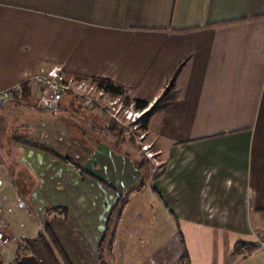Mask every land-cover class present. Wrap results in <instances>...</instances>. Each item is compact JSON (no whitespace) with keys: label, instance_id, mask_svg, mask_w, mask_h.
<instances>
[{"label":"crops","instance_id":"0c3cea01","mask_svg":"<svg viewBox=\"0 0 264 264\" xmlns=\"http://www.w3.org/2000/svg\"><path fill=\"white\" fill-rule=\"evenodd\" d=\"M55 67L109 80L131 105L149 108L174 83L178 102L145 132L155 165L140 156L153 172L137 166L125 142L114 148L102 106L72 93L56 111L41 106L34 75ZM18 84L24 94L0 107V145L14 170L27 165L31 214L70 264H118L115 247L132 234L124 228L137 224L159 233L150 254L135 250L139 233L130 237L129 264H259L264 0H0V92ZM127 195L124 212L137 221L122 215L110 246L109 219ZM0 229L16 236L10 225ZM17 237L0 264L17 252L21 264H52L36 239Z\"/></svg>","mask_w":264,"mask_h":264},{"label":"rangeland","instance_id":"374dc122","mask_svg":"<svg viewBox=\"0 0 264 264\" xmlns=\"http://www.w3.org/2000/svg\"><path fill=\"white\" fill-rule=\"evenodd\" d=\"M124 98L125 97H121L120 101L117 100L118 104H116L115 106H109L108 102H105L103 99L96 98L94 96L96 102L100 104V106L105 108L104 110H106L105 114L99 112V116L101 118H105L107 120L108 125L110 121L113 122V120L116 119L119 125L123 126V128L127 131L124 132V136L122 137L121 141L125 142L124 152L126 154L131 153L135 157V162H137V166H140L141 164L140 168L142 171H145V173H149L151 171L153 172V170H155V158H151L148 156L149 154L154 155V152L152 151V144H149L151 138L147 137V134L140 130V124L138 122L142 115L139 116L138 114H136L134 112L135 110H132V108H135H131V105L128 107L125 106L123 103ZM112 99L113 98L109 96L107 100L113 101ZM15 101H17V99L9 100L5 102L1 107L5 106L10 102L13 103ZM130 110L131 114L128 115ZM53 113L54 112L52 111H48V114H50V116L53 115ZM127 116L130 118H127ZM120 140L121 139L115 140L116 142L114 148L118 151L123 150V147H120ZM143 149L148 150L145 151ZM141 154L144 155L146 159L150 160L154 165L145 166L142 157L140 156ZM32 178L33 176L24 162L18 164V171L14 170L13 163L9 161V158L6 156L4 147L0 145V225H2L3 227L6 225H10L16 231V236H14L13 239H10L9 246L6 245L2 249H5L6 247L16 246L17 243L15 242V238L17 236H19V240L22 243H28L27 241L30 242L32 240L37 239L36 237L39 236L40 232L42 231L36 216L34 215L33 217L31 214V207L33 209V203L28 195V192L30 191V187H32L33 184V181L31 180ZM147 185H149L148 187H150L149 182L147 183ZM144 197L145 196L141 197V199H143ZM148 197L149 196L147 195V197L144 198L145 202ZM148 203L152 202L147 201L146 204ZM148 206L151 207L152 205L148 204ZM118 207L119 205L117 206V208L115 207L116 212ZM116 212L115 216L113 217L112 215V217H110L109 219V221H112L111 227L108 228L109 235H112L113 231H115L114 229H116L117 227ZM123 215L124 217L126 215L127 220L130 219L134 221L136 219L134 214L132 215L131 211L128 210H126ZM151 216L152 213H147V217L149 219H151ZM146 222L151 221L147 220ZM137 225H135V227L132 226L130 228H124V230H127L125 232L131 231L132 234H130V237L134 236V239L137 238V236H135V233H139L140 235L138 236V239H136L138 241V247L135 248V250L137 251V249H142L143 252H147L148 254H150V252H152V250L156 246V239L153 238V236L158 235L157 233H159V228H152L149 226L150 224H148L146 227H144V225H141V227L137 229ZM256 231L258 232L257 235L264 239V229H256ZM160 232V234H162L161 237H163L162 230H160ZM130 237H127L126 239V241H128V244L125 248L122 247L120 244H117L115 247L114 257L118 264L119 262H121V264H129L131 262L128 260V250H130L129 246L131 245ZM261 246L262 245L259 244L260 250L257 251L256 257L260 259L259 264H264V247L262 248ZM106 248L107 245L105 246V244H103L100 251L102 258L101 260H104V255L106 256ZM60 262L61 264H65L63 260ZM115 263L116 262L114 261L113 264ZM103 264H107V262L103 261ZM132 264H136V262L133 261Z\"/></svg>","mask_w":264,"mask_h":264},{"label":"built area","instance_id":"2783aa9c","mask_svg":"<svg viewBox=\"0 0 264 264\" xmlns=\"http://www.w3.org/2000/svg\"><path fill=\"white\" fill-rule=\"evenodd\" d=\"M38 92L40 94V103L43 108L56 111L65 95L67 94H79L82 95L84 104L86 106H92L97 104L96 98L103 99L108 102L109 106H115L120 101V98H113V101H108L110 96L105 90L98 88L96 83L88 80H79L76 76L67 75L62 68L55 67L52 69H41L36 75H34ZM23 92V85L18 84L15 87L0 92V103H5L9 100L17 99L21 97ZM111 97V96H110ZM99 100V99H98ZM133 105H131V108ZM115 109V108H114ZM132 110H134L132 108ZM136 114L143 115L145 111H134ZM131 114V110L128 115ZM127 118H130L127 116ZM147 151L148 149H143ZM154 158L153 154L148 155ZM10 243V237L7 235L4 229H0V251L3 247ZM8 264H21V253L17 252L10 263Z\"/></svg>","mask_w":264,"mask_h":264},{"label":"trees","instance_id":"16d2710c","mask_svg":"<svg viewBox=\"0 0 264 264\" xmlns=\"http://www.w3.org/2000/svg\"><path fill=\"white\" fill-rule=\"evenodd\" d=\"M77 78L79 80H88L90 82L96 83L98 88L105 90L112 98L124 97L123 90L119 87H116L109 80L100 79V78L79 77V76H77ZM174 86H175L174 83H172L169 86V88L162 94V96L156 101V103H154L150 108H149L150 105L148 103H145L142 101H135L133 103V105L137 111H145V113L140 117V119L138 121L140 124V130L141 131H143V132L149 131L152 117L154 116V114L156 112L161 111L163 109H166V108L170 107L171 105L178 102L177 92H176ZM24 91H26V89H24V86H23L22 95L24 94ZM123 103L127 107L132 104V102L128 98H124ZM3 104L4 103H0V107ZM91 107L100 108V106L97 104H92ZM112 123L114 126L111 128H113L112 130L114 132V135H115L117 140L121 139L120 140V142H121L122 137L124 136V132H127V131L123 128V126L119 125V123H118V121H116V119H114ZM66 162L70 163L68 160ZM144 165H145V163H144ZM140 167H141V164H140ZM136 191H137V189H136ZM128 201H129L128 195L126 197H123L119 203V207L117 209V212L114 211L113 217L115 216V212L117 215L116 223H118L121 220L122 215H123L124 210H125V207L128 204ZM53 210L54 209H48L47 211L51 212ZM57 210H59V209H57ZM45 229H46V235L48 237H46L43 234H40L37 237L36 242L41 244V246L44 248L47 256L49 257V259L51 261V263L52 264H61L60 261L63 260L65 264H70L65 253L63 252V249L60 247V245L57 242V240L55 239L54 235L51 233V231L49 230L48 227H46ZM115 237H116L115 234H113V237H112L111 242H110V246H113V244L115 242ZM242 245H239V246L237 245L236 249L242 247ZM183 259L187 260L186 254L183 256Z\"/></svg>","mask_w":264,"mask_h":264}]
</instances>
